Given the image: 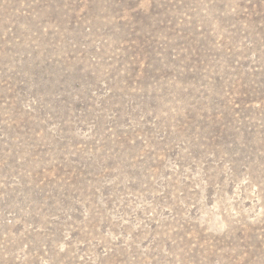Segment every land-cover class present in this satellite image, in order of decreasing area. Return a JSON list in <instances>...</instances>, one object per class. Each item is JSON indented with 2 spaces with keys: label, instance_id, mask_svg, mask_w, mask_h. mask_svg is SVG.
Returning a JSON list of instances; mask_svg holds the SVG:
<instances>
[{
  "label": "rangeland",
  "instance_id": "obj_1",
  "mask_svg": "<svg viewBox=\"0 0 264 264\" xmlns=\"http://www.w3.org/2000/svg\"><path fill=\"white\" fill-rule=\"evenodd\" d=\"M0 264H264V0H0Z\"/></svg>",
  "mask_w": 264,
  "mask_h": 264
}]
</instances>
